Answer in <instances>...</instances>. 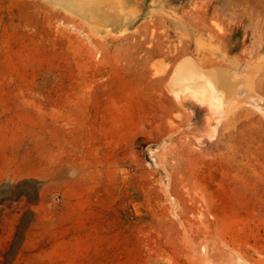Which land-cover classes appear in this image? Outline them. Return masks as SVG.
<instances>
[{
  "label": "rangeland",
  "instance_id": "rangeland-1",
  "mask_svg": "<svg viewBox=\"0 0 264 264\" xmlns=\"http://www.w3.org/2000/svg\"><path fill=\"white\" fill-rule=\"evenodd\" d=\"M260 102L264 0H0V264H264Z\"/></svg>",
  "mask_w": 264,
  "mask_h": 264
},
{
  "label": "bare ground",
  "instance_id": "bare-ground-1",
  "mask_svg": "<svg viewBox=\"0 0 264 264\" xmlns=\"http://www.w3.org/2000/svg\"><path fill=\"white\" fill-rule=\"evenodd\" d=\"M179 74H178V79L176 78L175 80H177L178 82H180V81H182V80H184V78H186V76L184 75L185 74V70L184 69H180L179 70V72H178ZM177 76V75H176ZM175 83H176V81H174ZM177 82V83H178ZM212 85V84H211ZM211 85L209 86L208 85V87H209V90L213 93V95H217V93H216V91H215V89L214 88H212L211 87ZM217 96H221V95H217ZM177 97H179V95L177 96ZM189 97H191V98H193L194 100H196V101H198V102H201V103H206V102H208V104L210 105V107L211 106H214V105H216V103H215V100L213 99V96H210L209 98L208 97H205L204 95H200V94H197V93H195V92H193V93H191V95H189ZM216 106H214V108H215ZM259 109H260V111H262L263 113H264V102H260V103H258V106H257ZM211 108H213V107H211ZM215 133H213V135H211L212 137H214L215 135H214Z\"/></svg>",
  "mask_w": 264,
  "mask_h": 264
},
{
  "label": "built area",
  "instance_id": "built-area-1",
  "mask_svg": "<svg viewBox=\"0 0 264 264\" xmlns=\"http://www.w3.org/2000/svg\"><path fill=\"white\" fill-rule=\"evenodd\" d=\"M55 200H56L57 202H60V197H59V196L56 197Z\"/></svg>",
  "mask_w": 264,
  "mask_h": 264
}]
</instances>
